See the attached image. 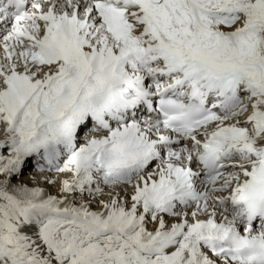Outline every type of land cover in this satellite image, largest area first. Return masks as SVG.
I'll list each match as a JSON object with an SVG mask.
<instances>
[{
  "label": "snow or ice",
  "instance_id": "1",
  "mask_svg": "<svg viewBox=\"0 0 264 264\" xmlns=\"http://www.w3.org/2000/svg\"><path fill=\"white\" fill-rule=\"evenodd\" d=\"M0 264H264V0H0Z\"/></svg>",
  "mask_w": 264,
  "mask_h": 264
}]
</instances>
